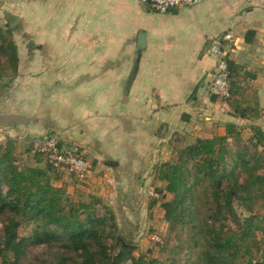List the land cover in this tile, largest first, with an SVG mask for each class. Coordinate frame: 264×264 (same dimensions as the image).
I'll use <instances>...</instances> for the list:
<instances>
[{"label": "crops", "instance_id": "0c3cea01", "mask_svg": "<svg viewBox=\"0 0 264 264\" xmlns=\"http://www.w3.org/2000/svg\"><path fill=\"white\" fill-rule=\"evenodd\" d=\"M249 2L205 0L166 14L139 0L14 3L32 21L20 74L0 97V145L12 141L35 166L33 143L57 136L90 163L58 185L155 219L160 204L147 192L164 190L156 169L178 144L225 136L228 124L245 140L253 127L264 131V15L256 19ZM226 33L237 92L223 101L206 84L209 46Z\"/></svg>", "mask_w": 264, "mask_h": 264}, {"label": "trees", "instance_id": "16d2710c", "mask_svg": "<svg viewBox=\"0 0 264 264\" xmlns=\"http://www.w3.org/2000/svg\"><path fill=\"white\" fill-rule=\"evenodd\" d=\"M0 61V69L17 74V46L2 28ZM228 64L232 99L237 84ZM240 115L246 116L241 111ZM31 150L41 157L34 158L35 166L22 161L12 141L0 145V264H20L29 244L54 242L66 251L53 264H140L134 246L116 236L115 214L103 198L92 194L87 200H74L64 185H58L63 172L51 167L34 146ZM156 179L165 182L159 191L171 195H164L160 206L169 231L176 233L175 253L187 250L185 264H258L257 257L264 258L261 128L253 127L245 140L235 125L228 124L225 136L178 144L173 159L157 167ZM23 226L29 235H20ZM109 239L120 245L117 252Z\"/></svg>", "mask_w": 264, "mask_h": 264}, {"label": "rangeland", "instance_id": "374dc122", "mask_svg": "<svg viewBox=\"0 0 264 264\" xmlns=\"http://www.w3.org/2000/svg\"><path fill=\"white\" fill-rule=\"evenodd\" d=\"M28 1L29 0H0V28H2L5 32L10 33L12 41L17 46L18 57H24L25 55H23L24 46L25 43L29 41L28 37H26V30L28 29V24L32 21V17L26 18L24 10L17 9L15 4L19 2L18 4L22 5L24 2ZM248 1H250L249 3L251 6H254L253 15H255L256 19L259 17L261 20L264 15V0ZM33 21L39 23L38 18H34ZM231 21L232 20L230 19L228 22L230 23ZM38 40L39 39H37V41ZM0 64H2V61H0ZM19 74V64L16 75H14V73L10 70L0 69V97L9 92L10 87H12L14 80ZM32 155L36 159L40 160L41 158L34 152ZM41 161L43 162L42 166L44 167L46 164L43 159H41ZM155 189L161 193V198L156 201H154L149 195L148 198L152 201V203H159L161 205L164 199V193L159 191L161 190L159 187H155ZM69 193L76 201L87 200L88 197L92 195L83 192ZM103 201L107 204L106 198H103ZM108 206L115 214L117 224L116 236L123 238L124 241L134 246L133 255L136 258L141 257L142 261H140V264H148L153 260L166 264H172L173 262H176L177 264H185L187 250L182 253H175L174 248H176L177 245L176 233L169 231L168 223L164 219L161 206L157 212L160 215L156 213L155 219L152 218L153 212L151 216L147 215V217H144L143 213L141 214L140 210H138V207H135V205L131 211L123 210V204L119 202L114 204L109 203ZM259 210L261 214H264V207L259 208ZM1 227L2 225L0 223V230ZM29 233V229L24 226L20 230L21 236H27ZM155 236H159L161 238V242H156ZM259 237H262V233H259ZM108 245L111 246L113 252H117L120 246L114 239H109ZM61 251H66L61 246V243L54 242L46 245L29 244L27 252L23 256L20 264H53L56 259L55 257L59 256ZM256 263L264 264V258L259 255ZM124 264L133 263L129 261Z\"/></svg>", "mask_w": 264, "mask_h": 264}, {"label": "built area", "instance_id": "2783aa9c", "mask_svg": "<svg viewBox=\"0 0 264 264\" xmlns=\"http://www.w3.org/2000/svg\"><path fill=\"white\" fill-rule=\"evenodd\" d=\"M149 5L154 11L166 14L180 7L195 6L205 0H139ZM232 40V35L226 33L215 39L209 46V51L215 59V64L207 76V92L210 96L227 101L231 97L230 69L228 64L226 42ZM33 146L41 153L46 162L64 173L75 176H83L90 169V163L78 147L64 146L57 136H48L42 140L35 141ZM148 195L158 200L161 194L155 188L148 191ZM156 242H161L159 236H155Z\"/></svg>", "mask_w": 264, "mask_h": 264}]
</instances>
